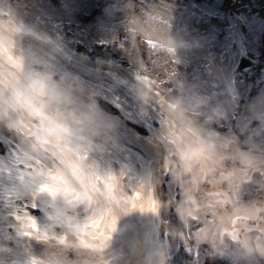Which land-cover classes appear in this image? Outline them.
<instances>
[{
  "label": "bare ground",
  "instance_id": "6f19581e",
  "mask_svg": "<svg viewBox=\"0 0 264 264\" xmlns=\"http://www.w3.org/2000/svg\"><path fill=\"white\" fill-rule=\"evenodd\" d=\"M113 1L107 9L77 0L83 8L74 9L0 0V83L21 69L51 73L78 111L98 117L81 128L83 151L64 145L84 183L65 185L79 202L63 216L20 191L35 166L20 155L21 130L0 121V264H200L193 244L204 236L233 264H264V71L252 90L238 67L264 62V18L211 0ZM36 109H26V131ZM172 110L191 120L185 151L170 143L174 132L187 135ZM201 129L212 133L207 144ZM86 159L92 173L79 168ZM245 182L257 193L239 198ZM101 201L103 213L92 214ZM191 218L201 233L190 232Z\"/></svg>",
  "mask_w": 264,
  "mask_h": 264
},
{
  "label": "clouds",
  "instance_id": "9594fccd",
  "mask_svg": "<svg viewBox=\"0 0 264 264\" xmlns=\"http://www.w3.org/2000/svg\"><path fill=\"white\" fill-rule=\"evenodd\" d=\"M33 104L39 105L43 115L34 117V127L29 124L26 131L24 121L27 119V108ZM178 104L181 103L178 101ZM176 106H173L175 109ZM47 114V115H45ZM185 113L172 110L168 113L170 120H175L177 131L183 129L187 135L174 132L170 141L175 151H185L189 145V137L192 135L191 120ZM8 121L15 124L22 132V148L20 155L30 162L29 166L35 167L29 172L25 171L24 183L20 191L32 197H41L46 204L53 206L55 216L64 215V207L75 205L79 200L75 199V189L65 187L66 181L82 186L74 169H77L76 153H68L64 145L81 147L80 132L85 123L98 120L92 112H80L74 106L71 88L55 80L51 73H37L21 69L17 79L0 83V121ZM62 125L63 127H59ZM201 131V138L208 143L212 133ZM79 168L86 173H92L94 168L86 159ZM47 185V187H42ZM58 197L63 198V206L57 203ZM89 201V200H85ZM100 201V200H99ZM91 202V201H89ZM104 211L101 203L92 211V214H100ZM72 230L76 221L67 218ZM87 224V220L84 221Z\"/></svg>",
  "mask_w": 264,
  "mask_h": 264
},
{
  "label": "rangeland",
  "instance_id": "374dc122",
  "mask_svg": "<svg viewBox=\"0 0 264 264\" xmlns=\"http://www.w3.org/2000/svg\"><path fill=\"white\" fill-rule=\"evenodd\" d=\"M51 1H55V0H51ZM93 3H95V5H102V7L105 8H109V7H113L110 6L106 3L107 0H104L102 2V0H100L101 2H99V0H92ZM213 1L212 3L216 4V5H221L223 7H227L232 9H237L238 7H242L244 6L246 8V10L249 11L250 15H252L254 18H257L259 22H261V18L256 16L255 14L250 12L249 9V4L250 3H254L253 1H249V3H245L244 1H239V0H211ZM65 2L67 3H71L73 4V8L74 9H78V8H83V5L77 4V0H61V4L63 5ZM115 2V1H114ZM116 5H118V2H115ZM180 2H178L179 4ZM256 3V2H255ZM85 5H87L85 3ZM90 13H93V11L90 10ZM181 15L178 14V17H180ZM200 20L202 19H195V26H193L197 32L200 33L199 31V27L198 24L201 22ZM212 25V24H211ZM257 52L258 55H260V53H262V43L259 42L257 45V48L255 50ZM258 64V60L254 61L253 65ZM247 75L250 77L249 78V85L252 87V90L255 89V87H258L259 82H258V77L259 75H257L255 72L248 70L247 71ZM260 184V183H259ZM259 186L258 185H252L251 183H244L243 186L239 189H237L236 193L237 196L239 198H243L245 194L249 193L250 191L253 193H257V188ZM187 225H189L190 227H193V231L190 230V232L193 234H198L199 232L201 233L203 231V228L198 225L196 223V219L195 218H191L188 220V222H186ZM182 224H178L177 226L181 227ZM183 227H185V225H183ZM188 227V226H187ZM186 227V228H187ZM184 229V228H183ZM255 234V236H254ZM252 240H255L257 237L256 235V231L254 233H252ZM260 237V236H259ZM235 242L239 241V237L234 238ZM194 250H198L199 249V254L196 257L200 264H233L231 263L230 259L228 257H225L224 255L221 254L218 246L216 245V243L214 242V239L208 236H204V237H199L195 240L194 244Z\"/></svg>",
  "mask_w": 264,
  "mask_h": 264
},
{
  "label": "snow or ice",
  "instance_id": "6c2138e0",
  "mask_svg": "<svg viewBox=\"0 0 264 264\" xmlns=\"http://www.w3.org/2000/svg\"><path fill=\"white\" fill-rule=\"evenodd\" d=\"M36 111L37 112H39L41 115H43V113L42 112H40V110L39 109H36ZM59 127H63L62 125H60ZM191 152L190 151H186L185 152V155H186V157H190L191 156ZM78 167V166H77ZM74 171L76 172V174H77V176L79 177V179H80V181H81V183H84V179H83V177L79 174V172L76 170V169H74ZM66 183V185L67 184H69V182H65ZM42 187H47V185H43ZM70 189V188H69ZM90 197H89V201H90ZM103 213V212H102ZM101 213V214H102ZM25 218H26V220L31 224V227L32 228H34V229H37L38 231H39V225L37 224V221H36V218L35 217H33V216H27V214H25ZM89 223H95V221L93 220V221H88ZM113 226H114V222H113ZM75 227H77V228H79V225H76ZM84 227L86 228L87 227V224H85L84 225ZM29 234H32V233H29ZM46 234V233H45ZM78 234V233H77ZM41 238V237H40ZM59 239H61L62 241H66V236H64V237H60ZM91 247H95L94 245L93 246H91Z\"/></svg>",
  "mask_w": 264,
  "mask_h": 264
},
{
  "label": "flooded vegetation",
  "instance_id": "af4514ba",
  "mask_svg": "<svg viewBox=\"0 0 264 264\" xmlns=\"http://www.w3.org/2000/svg\"><path fill=\"white\" fill-rule=\"evenodd\" d=\"M241 1H244L245 3H249L250 0H241ZM251 1H253L254 3L249 4L250 12L260 17L262 20L264 18V0H251ZM250 71H253V70H250ZM255 73L257 75H260L262 73V70H258L257 72L255 71Z\"/></svg>",
  "mask_w": 264,
  "mask_h": 264
},
{
  "label": "water",
  "instance_id": "95a60500",
  "mask_svg": "<svg viewBox=\"0 0 264 264\" xmlns=\"http://www.w3.org/2000/svg\"><path fill=\"white\" fill-rule=\"evenodd\" d=\"M110 4H112L111 2H109ZM249 67V63L248 61L242 59L241 62H240V68L241 69H247ZM264 68V65L262 67H260V69H263Z\"/></svg>",
  "mask_w": 264,
  "mask_h": 264
}]
</instances>
